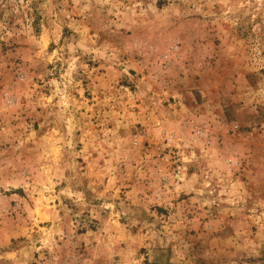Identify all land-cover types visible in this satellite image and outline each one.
<instances>
[{"label":"rangeland","instance_id":"rangeland-1","mask_svg":"<svg viewBox=\"0 0 264 264\" xmlns=\"http://www.w3.org/2000/svg\"><path fill=\"white\" fill-rule=\"evenodd\" d=\"M0 264H264V0H0Z\"/></svg>","mask_w":264,"mask_h":264}]
</instances>
